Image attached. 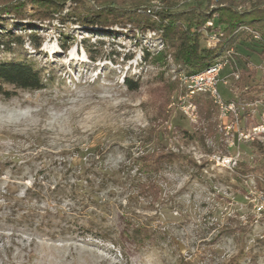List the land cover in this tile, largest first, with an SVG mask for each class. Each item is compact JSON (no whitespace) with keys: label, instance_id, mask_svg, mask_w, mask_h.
I'll use <instances>...</instances> for the list:
<instances>
[{"label":"rangeland","instance_id":"374dc122","mask_svg":"<svg viewBox=\"0 0 264 264\" xmlns=\"http://www.w3.org/2000/svg\"><path fill=\"white\" fill-rule=\"evenodd\" d=\"M146 5L149 13L163 3ZM7 28L23 45L0 50V60L28 61L44 86L0 95V264H264V181L212 158L264 162V90L250 91L251 101L240 96L264 86L258 47L241 38L231 45L236 65L224 63L232 49L217 62V89L237 105L240 125H263L254 141L231 145L209 94L186 95L185 70L159 32L72 20ZM124 78L139 87L128 89ZM183 94L193 119L176 103ZM194 97L211 103L214 136ZM154 154L170 161L155 170L146 161ZM138 229L148 238L135 237Z\"/></svg>","mask_w":264,"mask_h":264},{"label":"trees","instance_id":"16d2710c","mask_svg":"<svg viewBox=\"0 0 264 264\" xmlns=\"http://www.w3.org/2000/svg\"><path fill=\"white\" fill-rule=\"evenodd\" d=\"M148 1L0 0V50L12 53V46L21 48L23 45L21 37L7 28L9 23L14 27L25 28L34 27L37 23H50L53 20L60 21L61 24L72 20L83 26L100 27L105 30L113 25L123 28L130 25L132 29L141 32L157 31L169 49L168 55L172 63L183 68L186 75L197 74L219 62L227 50L235 51L231 45L241 38L248 40L254 48L258 47L255 51L258 50L257 54L264 60V0H224L214 6L201 8L198 5H191L179 9L175 6V0H161L163 3L161 8H150V12L146 13ZM207 22H211L212 25L207 26ZM204 35L215 36L212 45L201 44V39H207ZM28 41L34 49L39 48L38 37L31 35ZM61 47L63 50L67 48L65 44H61ZM231 63L235 66L236 60L233 58ZM43 81L41 69L35 68L28 61L0 60V95L6 98L12 95V91L7 87L38 90L44 86ZM124 83L130 90L139 87L137 81L133 82L128 78H124ZM174 83L177 85L176 81ZM252 90L260 92L264 90V86L258 89L247 88L240 96L251 101L253 98L248 93ZM193 101L201 117L208 122L212 115L211 103L208 100L203 102L198 97H194ZM205 131L208 135L214 136V124L209 121ZM169 157L154 154L146 161L158 170V165L170 161ZM232 169L241 178L255 174L260 175L264 181V162L255 166L238 162ZM139 234H144V237L148 238L142 229L133 231L135 237Z\"/></svg>","mask_w":264,"mask_h":264},{"label":"built area","instance_id":"2783aa9c","mask_svg":"<svg viewBox=\"0 0 264 264\" xmlns=\"http://www.w3.org/2000/svg\"><path fill=\"white\" fill-rule=\"evenodd\" d=\"M207 26L212 25L211 22H207ZM215 38L214 35L208 36V44L212 45V39ZM235 51H231L230 54L225 57L224 63H227L229 60L233 61ZM230 76L233 79L237 80L239 77V72L237 70H232ZM219 68L215 69L213 72L205 74V76L198 77L196 79L188 80V85L186 88H190L194 84H208L214 89V85L219 83ZM228 80H223V84H227ZM216 98L220 99V109H217V112H220V119L218 122V131L225 136V140L230 142L232 145L233 142H252L254 138L257 137L263 131V125L259 124L257 126H252L249 129H244L240 125L239 110L235 102L227 101L224 99L221 93H216ZM177 105L183 112L190 118L195 117V106L191 103V100L185 99V95L180 96V100H176ZM231 140V141H230ZM213 159L226 162L231 167H236L238 162V154L229 156L228 154L223 155H212Z\"/></svg>","mask_w":264,"mask_h":264},{"label":"bare ground","instance_id":"6f19581e","mask_svg":"<svg viewBox=\"0 0 264 264\" xmlns=\"http://www.w3.org/2000/svg\"><path fill=\"white\" fill-rule=\"evenodd\" d=\"M217 68H219V73H220V71H221V65L219 63H215L214 65H212V66H210V67L204 69L203 71H201V72H199L197 74H194V75H186L185 73H181L180 74V79H181V81H184V83L186 84V87H187L188 80H190V79H196L198 77L205 76V74H207L209 72H213ZM181 90H183V89H181ZM185 90H186V95L188 97H192L195 94L198 95V93H202V94L203 93H208L209 96L212 98L213 103H215L220 108V99L219 98H216V93H219V91L217 89V85H214V89H212V86H210L208 84H194L190 88H187Z\"/></svg>","mask_w":264,"mask_h":264}]
</instances>
